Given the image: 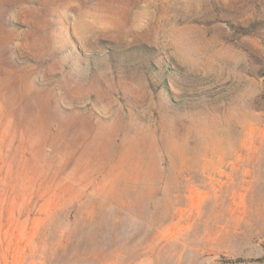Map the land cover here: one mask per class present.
<instances>
[{"label":"rangeland","instance_id":"1","mask_svg":"<svg viewBox=\"0 0 264 264\" xmlns=\"http://www.w3.org/2000/svg\"><path fill=\"white\" fill-rule=\"evenodd\" d=\"M0 264H264V0H0Z\"/></svg>","mask_w":264,"mask_h":264}]
</instances>
